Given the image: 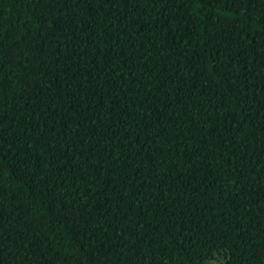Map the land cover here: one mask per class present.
I'll list each match as a JSON object with an SVG mask.
<instances>
[{
	"label": "trees",
	"instance_id": "1",
	"mask_svg": "<svg viewBox=\"0 0 264 264\" xmlns=\"http://www.w3.org/2000/svg\"><path fill=\"white\" fill-rule=\"evenodd\" d=\"M0 264H264V0H0Z\"/></svg>",
	"mask_w": 264,
	"mask_h": 264
}]
</instances>
